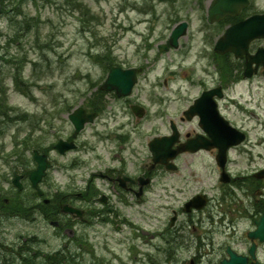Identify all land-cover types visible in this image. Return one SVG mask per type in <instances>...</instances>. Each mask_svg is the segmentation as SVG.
Wrapping results in <instances>:
<instances>
[{"label":"rangeland","instance_id":"1","mask_svg":"<svg viewBox=\"0 0 264 264\" xmlns=\"http://www.w3.org/2000/svg\"><path fill=\"white\" fill-rule=\"evenodd\" d=\"M199 3L200 0H82L84 8L75 9L66 0H25L23 14L11 10V21L6 17L0 23L3 29L0 36L4 35L1 45L6 51L2 54L0 50L2 56L7 54V50L19 56L15 60L0 62L5 86L9 89L7 98L10 105L15 107L10 112L15 119L0 134V142L6 143L7 150H11L16 134L20 133V137H23L25 131L31 130L37 120L36 127L41 130L38 129L35 134L32 132L27 139L30 145L41 143L48 150L56 140L51 127L56 110L64 105H80L85 97L92 96L94 89L86 88L84 79L89 81V78H98V73L106 72L114 65H144L153 70L148 74L150 82L140 83L134 93V98H139L149 107L147 118L139 126L146 133L142 137L144 141L169 133L172 120L180 129L185 128L186 125L182 127L180 124L182 110L198 91L197 87H190L191 81L186 76L195 75V82L202 69L214 67L209 58L211 51L204 53L201 50L200 43L205 35L204 23L207 19L204 8L206 3L203 8H199ZM182 21H188L190 29L186 38L182 39L180 48L165 50L162 54L164 50L159 44H164L172 27ZM22 24H28V29L23 32L19 30ZM143 36L150 40H145ZM145 41L152 42L153 49L139 47ZM109 45L115 57L108 53ZM190 45L193 47L188 52ZM90 50L94 54L105 52L104 63L87 58L86 52ZM18 63H22L23 85L28 92H23L15 84L14 73ZM165 66L170 67L169 70ZM153 82L157 83L154 88L151 87ZM239 90L246 97L244 102L258 98L250 105L254 113H248L245 122L251 140H255L264 135V89L254 93L247 92L243 87ZM108 111H118L122 115V101L116 102L115 106L108 104ZM67 113L59 114V121L56 120L54 124L55 129L63 126V136L71 129L67 122L62 125V120L67 119ZM66 126L68 130H65ZM34 148L38 146L31 149ZM139 151L145 156L149 153L141 145ZM48 153L56 155L54 151ZM26 156V165L19 163L22 174H25L23 170L30 174L36 168L32 150H28ZM238 158L232 162V170L236 174L246 172L250 167L247 157ZM59 159L63 161L66 157ZM198 161L193 166L184 165L169 177L160 178L158 183L165 185L167 182L170 187L167 190L166 185L161 187L157 184L156 192L159 194L150 195L156 198L153 201L144 204L139 202L132 206L117 204L120 213L131 220L122 229L106 223L102 218L91 217L89 225L77 224L74 227L75 236H72L53 226L39 211L24 217H9L4 211L0 216V264L8 262V259H13L12 264H23L27 260L42 264L45 254L54 256L55 251H62V248L70 245L73 246V252L80 250L77 264H219L224 250L209 257H204L206 251L203 250L201 256L196 249V236L208 230L217 242V248L229 242L238 249L242 247L237 244L238 241H246V231L252 225L249 220L236 221V232L228 227L229 234L219 224L209 223V211L192 216L197 229L189 226L190 218L182 213L180 222L184 230L174 234L173 230L167 228L173 208L181 211L185 200L201 186L213 196L220 197L222 193L219 184H216L213 169L205 163L207 158L202 156ZM11 166L12 163L0 159V183L4 188L12 186L14 169ZM5 173L8 174V182L3 180L2 174ZM66 173L65 170L62 175L65 177V186ZM53 175V170H50L47 180L41 184L49 197L54 189L60 187L53 182ZM34 191L33 186L26 182L21 193L23 196L19 195L18 198L33 207L34 203L38 204L41 200ZM236 194L241 196L237 191ZM201 217L204 223H201ZM214 227L215 233L212 231ZM179 234L183 237L176 239ZM82 241L86 246L79 249L78 243ZM192 258L196 262L192 263ZM259 264H264V249Z\"/></svg>","mask_w":264,"mask_h":264},{"label":"flooded vegetation","instance_id":"2","mask_svg":"<svg viewBox=\"0 0 264 264\" xmlns=\"http://www.w3.org/2000/svg\"><path fill=\"white\" fill-rule=\"evenodd\" d=\"M232 1L236 3L243 2V0ZM212 2L213 0H200L199 3V8H203V4L206 3L204 8H206L207 19L204 23L205 31L202 29L205 35L200 45H202L201 50L204 53L207 50L211 51L209 58L214 67L210 68L208 66L202 69V73L195 82L193 81L195 75L186 76L191 84L196 85L192 86L189 83L190 87H197L198 91L191 104L182 111L183 115L180 117L181 126L184 127L183 124H187L186 126L189 127L185 126V128L178 131L179 144L184 145L192 139L198 138L208 140L209 142L206 143L208 147L196 152L178 154L173 160L169 156L170 161L167 164H155L153 155L149 152L150 141L146 142L142 139L146 133L142 132L139 127L146 118L139 119L136 116H126L128 113L125 111L122 112V115L108 111V100L105 99L102 102L97 97L110 95L114 98V101L112 100L110 104L114 106L116 99L123 100L126 108L132 114V105L145 107L146 105L143 102L138 99L131 100V97H119L116 91H109L105 94L97 93L85 97L82 104L88 113L96 114L95 120L92 123H87L82 131L77 132L76 126L68 119L67 121L71 126L70 131L66 133V136H63V129H60L51 147V151L56 154L52 156L53 182L56 186H60L54 189L53 192L55 204L52 207V212H55L61 218L65 215L63 219H57L59 220L58 227L63 226V231L70 233L73 230V235H71L75 236L74 227L77 224L89 225L91 217L102 218L106 223L114 224L116 228L122 229L123 225L130 223L120 213L117 204L132 206L139 202L153 201L156 198L150 195L159 194L156 192L157 184L161 187L166 185L167 190L170 187L167 182L165 185L162 182L158 183L160 178L169 177L171 173L179 171L184 165L193 166L197 164L201 154L207 158L205 162L207 166L213 169L217 178L216 184H219L218 187H220L222 193L220 197L213 196L205 187L201 186L187 200H192L197 195L206 194L209 196H200L201 198L195 202L196 204L207 202V204L199 210L189 212V214L209 211L207 217L209 223L213 222V224L217 223L235 229L236 221L249 220L253 225L250 229L256 228V219L264 214V177L258 175L259 171L264 169V165L261 166V161L259 162L260 159L264 160V142L252 143L248 130L244 126L245 119L240 116L241 113H247V106L242 103L244 96L240 92L236 93L242 87L248 91L264 89V37L254 38L247 46L238 47L239 52H241L240 56H237L233 50L224 54L217 53L215 47L219 37L228 26L248 19L253 15L264 14V0H249V4L242 7L237 17L227 16L219 22L210 21L209 8ZM227 21L229 23H226ZM175 26L172 27L171 33ZM188 27L190 29L189 22ZM222 28L223 31L219 33ZM185 36L183 38H186ZM143 38L150 40L146 36H143ZM170 39L171 34L164 44L168 45L169 50H178L182 40L179 47L174 48L170 45ZM148 41L141 43L139 47L153 49L152 42ZM160 45L161 43L159 47ZM199 54L200 52H198V56ZM134 68H137L138 71L137 83L134 88L136 90L143 81L150 82L148 74L153 70L146 68L144 65ZM110 71L108 69L106 72L98 73V78H89V81L86 79L88 88L94 86V89H98L108 77ZM87 77L90 76L87 75ZM205 92L207 94L205 99L201 101V107L197 111V115L191 119L185 117V111ZM74 109L75 107L69 113ZM202 121L212 123L214 126L211 129L214 133L206 130L201 123ZM225 121H228L233 127L245 131L247 135L244 142L239 145H232L226 152L225 169L229 173V183L222 181L224 168L218 162L221 148L211 144L212 137L213 134L220 136L221 145L224 146L228 142L240 138L242 134L239 130L230 128ZM55 131L57 132V129ZM170 133H172V128ZM140 145L142 148H147L149 152L147 156L141 155ZM259 147L261 149H257ZM235 155L254 156L250 167L255 169L236 174V171L231 169ZM60 157H66V159L62 161L59 159ZM257 158L260 159L256 160ZM173 161L178 167L172 171L168 167ZM195 167L197 168V165ZM195 167L191 169H196ZM65 170L67 171L66 186L64 184L65 177L62 176ZM236 191L241 196L236 194ZM7 197L0 193V213L12 211V217H19L18 213L21 208L23 207V210H25L26 201L20 197L17 201L15 199L12 201L9 196ZM11 203H14V206L9 209L8 205H11ZM66 206L74 207L76 211L67 213L64 210ZM182 211H185V207L182 208ZM173 213L177 216L174 220L172 216L169 219L168 230H173L174 234H177L184 227L180 222V213L176 210ZM189 220L193 224V228L196 229L193 219L190 218ZM200 220L201 223H204L202 217ZM208 233V235H211V232ZM242 243L245 245V254L249 256L248 264H258L259 260H254L250 255V247L254 243L261 247L260 242H254L248 238L245 242L242 240Z\"/></svg>","mask_w":264,"mask_h":264},{"label":"water","instance_id":"3","mask_svg":"<svg viewBox=\"0 0 264 264\" xmlns=\"http://www.w3.org/2000/svg\"><path fill=\"white\" fill-rule=\"evenodd\" d=\"M242 4H235L232 2V0H215L214 5H213L215 8H211V16H214L215 19H221L227 14L236 15L238 14L239 8L241 7ZM220 7H223V8H220ZM263 20H264V16H256L252 19L240 22L230 27L227 30L225 37L220 40L218 48L222 52H225L226 48H223V47H227V43L229 41L232 43H237L238 40H242V39L250 40L255 37L264 36V28L258 25L259 21H263ZM186 27H187V24L183 23L182 25H180L178 28L174 30L172 40H173V43H175V45H177L178 37L185 33ZM117 69L118 68H114L113 71ZM132 73L133 71H125L123 74H132ZM132 84L133 82L129 84H124L122 82H116L115 80H111V78H109V80L104 84L102 88L112 89L116 87L120 95H127L130 93ZM82 111L83 109H78L74 114H71L70 116L72 120L76 123L78 129H81L85 121H87L85 119L83 120V122H80L79 120H77V113L82 112ZM135 111L137 112L136 108H135ZM208 131L212 132L211 128H208ZM214 140L216 143H219V141H221V138L220 136H214ZM176 141H177V136L160 138V139L156 138L151 143V148L154 153L155 161L156 162H159V161L166 162V160H163V157L165 156L166 153L172 150L171 147ZM201 147H203L202 144H199L198 146L193 145L192 147L189 145H186L184 147L180 146L177 150H175V152L177 153L180 151H184L185 149L197 150ZM35 159L38 161L39 166L37 170L32 172L31 180L33 182V185L37 187L40 180L46 174V170L49 167L50 163L47 162L45 156H40L37 152L35 155ZM257 225H258V228L255 231L251 232L250 236L252 238H260L261 241H264V215H262L257 220ZM229 253L231 256L230 259H225L222 264H246L248 261L247 257L238 255L236 252L232 251L231 249H229ZM251 253L254 255V246L251 248Z\"/></svg>","mask_w":264,"mask_h":264},{"label":"trees","instance_id":"4","mask_svg":"<svg viewBox=\"0 0 264 264\" xmlns=\"http://www.w3.org/2000/svg\"><path fill=\"white\" fill-rule=\"evenodd\" d=\"M25 0H0V18L12 16L15 11L16 14H22L23 3ZM68 5H72V8H84L82 0H66ZM53 205V204H52ZM50 214H53L52 212ZM48 254L46 258H43L42 264H73L72 256L69 257L67 253L60 254ZM28 264H35L33 260H27Z\"/></svg>","mask_w":264,"mask_h":264}]
</instances>
